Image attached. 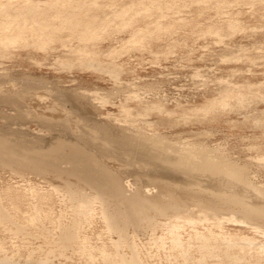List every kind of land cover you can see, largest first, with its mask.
<instances>
[{
  "label": "rangeland",
  "instance_id": "rangeland-1",
  "mask_svg": "<svg viewBox=\"0 0 264 264\" xmlns=\"http://www.w3.org/2000/svg\"><path fill=\"white\" fill-rule=\"evenodd\" d=\"M33 1L76 10L95 2L81 16L96 21L93 41L61 27L52 40L0 41V139L30 155L59 141L84 147L127 195L156 199L160 191L167 203L173 194L183 208L151 213L152 226L128 227L122 238L109 229L93 190L84 186L93 201L77 207L61 179L0 162V208L8 218L0 223V261L118 264L135 256L139 264H264V220L248 222L232 207L208 212L195 200L233 192L264 205V0H0V8L25 10ZM121 137L141 144L146 137V149L153 137L165 144L153 142L146 155L159 156L161 147L162 157L170 146L209 150L245 169L250 184L182 172L159 158L146 162L139 146L122 151ZM77 221L75 239L65 245L62 234Z\"/></svg>",
  "mask_w": 264,
  "mask_h": 264
},
{
  "label": "bare ground",
  "instance_id": "bare-ground-1",
  "mask_svg": "<svg viewBox=\"0 0 264 264\" xmlns=\"http://www.w3.org/2000/svg\"><path fill=\"white\" fill-rule=\"evenodd\" d=\"M27 1H29V0H27ZM174 1H176V0H174ZM35 2H37V1H35ZM35 2L34 1L31 2L32 4L30 6L27 5L28 7L26 6L27 8L25 10H23L25 7L22 8V10L20 8L17 11L16 10L11 11L8 9L9 7H7V9L4 8V10H2L3 8H0L1 9L0 10V41L1 40H5L6 42L7 41H13L15 36L16 37L17 36L22 37V38L24 36H28V37L30 36L31 38H33V37L39 38L42 41V39L44 40V39H46V37H47V39H50L52 35L56 36L55 33L57 34V31L61 30V28H68L70 31H73L72 33H74V34L77 33V35H80V40H89V41L91 40V41H93L92 40L93 34H91V33L95 27L96 21L93 17H92L93 19H91V18L90 19H88V18L83 19L81 16H83L82 12H84L83 11L84 8L85 7L91 8V5L92 4L94 5L95 2H88L91 5H87V6L85 5V7L80 8V10L67 8V5H64V4H63V7H61V4H60V7L63 8V9H60V7H58L59 5L57 2L56 3L47 2L44 7H41L39 2H37V3H35ZM199 3H201V2H199ZM47 4H49L48 8L46 6ZM174 5H175V3H174ZM58 8L60 10H58ZM91 10H92V8H91ZM93 10H95V9H93ZM52 11L54 12V16H55V17L54 16H52V17L60 20V23L57 24L56 26L54 23H52V24L50 23L52 21V20H50L51 14L49 15L50 17L48 16V13H51ZM148 11H150V10H148ZM53 12H52V15H53ZM63 26H65V27H63ZM50 27L52 28V30H54V32L51 33V35L49 34L48 36H46V32L48 31L47 29H49ZM93 39L95 40V38H93ZM51 40H52V38H51ZM100 130H101V128H100ZM102 130H101V132H102ZM104 131H106V130L104 129L103 132ZM101 134H103V133H101ZM103 135H105V134H103ZM107 135H109V134H107ZM137 137L141 138V136H137ZM108 138H110V137H108ZM127 138L121 137V140L119 139L120 144H121L120 147L123 146V148L121 147L122 151L124 148L125 149L128 148L131 150L133 148L137 149L139 146L141 148V153L143 150V154H145V156H147V157L149 156V158H150L147 160H146V158L145 159L143 158L146 162H149V161L151 162V159H154L156 161V159L159 158L160 162H161V160H163L166 163L170 164L169 167L172 165L176 168V170H178L177 168H179V170L180 171L182 170V172H183V170H185L187 172L189 170H197V171L199 170V171H206V172H209V173L214 174V175H216V174L217 175L218 174L223 175L224 174V176H230V177H232V179L233 178H234V180L236 179L235 181L238 180L240 182V184L241 183L245 184V186L246 185L249 186V184H250V183L248 184V181L245 178V175L243 172L245 169L241 170V169H239L238 166H234V165L229 164L230 162H228V164L222 163V161H225L224 159L219 162L216 159L220 158V157H215L212 152H210L212 154V155H210L209 150L207 153L206 151H201V150L198 151L196 149H194V150H190V149L189 150H183L184 147H179V146H178V148L173 146L174 149H172L171 148L172 146H170L169 147L170 149L169 148L166 149L167 147H164L162 149V150H164L163 152H166V154H165L166 157H165V155L160 157V155L162 153L161 149H160L161 147H159L160 150L158 149V151H159L158 155L159 156H157L156 154H153V151H151V150L149 152V155H146V154H148V152L145 150L153 148V147H151V146H153V142H154V144L160 143L159 144L160 146H163L165 144L158 137L156 138L157 140L153 137V139L155 141L151 138V140L153 141L152 145L148 146L151 141H148L145 137L143 139V141L145 140L146 143L149 142L147 147H150V148L146 149L145 146H142V144L146 145L145 141H144L145 144L144 143L141 144L142 139H138V140H141V142H139L137 139L134 140L132 138L134 140L133 141L131 138H128V139ZM112 139L113 138L111 137V140ZM149 139H150V137H149ZM105 140H106V138H105ZM106 142L107 141H105V144L107 145ZM161 142L163 143V145ZM116 143H119V142H116ZM109 144H110V141H109ZM111 144H113V142ZM110 145H108V146H110ZM115 145H117V144H115ZM155 146L157 147V144H155L154 147ZM179 148H182V149H179ZM155 149H152V150H154L156 153L157 149L156 150ZM199 149H202V148H199ZM133 150H135V149H133ZM125 151H127V150H125ZM169 151H170L171 156H167L168 155L167 153ZM28 152H29V150H27V149L23 150L20 148L13 147L11 144H9V142H6L5 139H0V162H2L1 165L2 164L4 165L3 167L7 166L8 168L9 167L12 168L13 166L19 164L20 166L18 165L17 167L22 168V170H25V171H22L23 173L26 172V170H29V171L31 170V172L32 171L35 172V174H38V176L39 175L44 176L45 174H48V173L54 175L55 176L54 179L56 178V180H58L57 178H59V179H61V181H63V183H64V184L62 183L63 186H65V188L67 189V191L70 194V195L68 194L71 198L69 200H71V202L77 203V205H76L77 207H80L81 204H84V203H86V205L87 204L90 205L89 202H91L92 198L87 199L86 197H84V191L82 190V189H84V186L93 190V194H95V197L94 196L93 197H94L95 201H98L101 203V205H102L101 207L103 209L102 211H103L104 219H105V222L107 223V225H109L108 226V227H110L109 229L114 231L115 234L118 232L119 235L123 236L122 238L125 237L123 234H124V231H126V229L128 227H130V228L135 227V229H137V228L139 229V227L143 223L144 224L147 223L149 227H150L149 224H151V226H152L153 221H154L153 220L154 217H152V215H150L151 213H153L154 216H156V217H158L157 215H160V217H162V216L168 215L172 211L175 213L177 212V214H179V212L181 213V211H182L183 207L182 208L180 207L179 200L177 201L178 198L176 199L173 194H171V195L168 194L169 195L168 196L169 202H167V203L164 202L165 198H164V196L161 195L160 191H159L160 196H158L156 198V196H157L156 195L155 196L156 199L148 198L147 195H145L144 193H141V192L136 193V191L134 192L135 194L132 193L134 195H131V196L127 195L129 193H125L126 191L124 189V185L122 184V181L117 177V175L116 176L113 175L114 173H111L100 162L102 164L101 165L97 159H95L89 152H87V150L85 151L84 147L81 148V147L76 146V145H68V144H65V143H62L59 141L56 145L49 148L46 152H39V153H35L34 155H30V154H28ZM128 152H129V150H128ZM139 152H140V150H139ZM144 152H146V153H144ZM171 152H173V153H171ZM132 153H133V151H132ZM175 153L177 154V158L175 157L176 160H175V158L172 159L173 158L172 154H175ZM137 155H139V153ZM140 157H141V155H140ZM170 157H172V158H170ZM154 160H152V161H154ZM160 162H159V164L162 163V162L161 163ZM165 162H163V163H165ZM152 163H150V165ZM155 163H157V161L154 162L153 164H155ZM60 164L62 166H63V164H66V166L68 165L69 168H66V169L61 168L62 166ZM162 165L164 167L167 166L165 164H162ZM7 167H5V168H7ZM63 167H65V165ZM19 168H18V170H19ZM165 168H167V167H165ZM171 168H173V167H171ZM14 169H12V170H14ZM18 170L17 171L14 170V171L19 173ZM71 178L73 180L76 179L77 184L73 185L70 181ZM87 188H85V189H87ZM174 191H175V188H174ZM257 191L255 190V192H257ZM262 191H264V190H262ZM260 192L261 191H259V193ZM238 193L240 194L239 191H238ZM231 194L232 195L229 194L228 196H216V197H214L212 202H206L204 200V198H202V197H196L195 200L199 205L203 204L206 207L205 209L209 210L208 212L218 211L222 207H232V209L237 210L236 212H239V214L241 213L243 218L245 217L246 221H248V222H249V220H251V221H253V220H256V221L257 220L258 221L264 220V205L262 206V204H261V206H258L255 204L254 206H252V204L248 203L249 201L246 202L247 200L243 199L244 196L243 197H242V195L238 196L237 193L233 194V192ZM257 194H258V192H257ZM260 195H261V193H260ZM263 196H264V193L262 194V197ZM195 200H194V202H195ZM76 201H78L80 203H78ZM81 201L84 203H81ZM92 201H93V199H92ZM180 202H182V201H180ZM197 203H194V205H196ZM78 204H80V206ZM181 206H182V204H181ZM77 211L78 212L77 213L75 212V213L79 214V216H78L79 218L81 217V215H82V218L83 217L85 218V216H86V214L84 213L85 210L84 211L77 210ZM230 211H231V209H230ZM219 212L220 211H218V213ZM155 214H157V215H155ZM241 214H240V216H241ZM83 215H85V216H83ZM7 219L8 218L6 217V215L4 214L2 209L0 208V223H2L5 220L7 221ZM263 223H264V221H263ZM78 225H79V222H78V224L75 223L74 226H77V228L74 227V228H76L74 231H69V232L65 231L66 233L62 234L63 236H62L61 240H62V242H64L65 245L69 244L70 242H72L75 239L74 235H75V231L79 227ZM74 228H72V229H74ZM140 228H142V227H140ZM135 229H134V231H137ZM67 231H68V229H67ZM122 243H123V241H122ZM120 245H121V243H120ZM120 245H119V247H120ZM124 258L125 257H122V258L120 257V260H119L120 263H118V264H139V262L137 261L138 259L135 256H134V259H133V257H131L132 260L130 259V261H127ZM5 261H6L5 259L1 260L0 264H10L11 263L10 261H9L10 263H8V261L7 262H5Z\"/></svg>",
  "mask_w": 264,
  "mask_h": 264
}]
</instances>
